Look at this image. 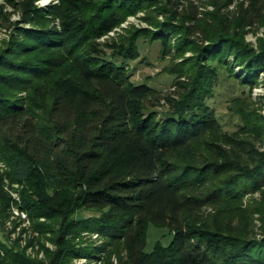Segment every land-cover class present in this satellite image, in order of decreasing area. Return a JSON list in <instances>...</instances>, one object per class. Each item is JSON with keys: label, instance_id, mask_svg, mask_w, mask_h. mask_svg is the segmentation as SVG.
Masks as SVG:
<instances>
[{"label": "trees", "instance_id": "obj_1", "mask_svg": "<svg viewBox=\"0 0 264 264\" xmlns=\"http://www.w3.org/2000/svg\"><path fill=\"white\" fill-rule=\"evenodd\" d=\"M36 1L0 3V28L10 29L0 50V159L57 250L47 263L18 255L0 264L101 251V264H264V116L234 98L240 123L227 131L208 102L221 71L248 88L264 71V38L246 41L264 28V0ZM12 13L20 19L9 22ZM138 13L148 27L100 40ZM142 38L183 58L168 70L169 90L131 80ZM256 191L262 200L243 207ZM0 203L3 218L2 192ZM151 226L171 237L147 251ZM81 231L103 243L78 248Z\"/></svg>", "mask_w": 264, "mask_h": 264}, {"label": "rangeland", "instance_id": "obj_2", "mask_svg": "<svg viewBox=\"0 0 264 264\" xmlns=\"http://www.w3.org/2000/svg\"><path fill=\"white\" fill-rule=\"evenodd\" d=\"M58 0H37L35 2L39 7H46ZM3 0H0V3ZM232 7V6H231ZM211 9V7H210ZM7 10L11 7L7 5ZM143 13H138L134 16H128L126 20L109 35L100 39L104 41L112 36L117 37L118 34H125L126 30L132 25L135 27H148V25L140 19ZM161 18V17H160ZM20 19L18 13L11 14L9 22ZM9 24L5 23V28H0V50L5 47L8 41L10 29ZM264 38V28L259 27L256 33L250 32L246 35V41L257 47L258 39ZM174 43V41H172ZM174 54V50L171 52ZM140 58L137 61L128 62L129 74L131 80L138 84H147L154 88L161 90H169L173 80V76L169 74V69L175 62H180L183 58L173 61L172 55H164L161 50L159 41L150 43L147 39L140 40ZM191 51L185 53V57L191 56ZM236 73L241 72V68L235 66ZM237 73V74H238ZM25 95L24 92L19 95ZM234 98L243 99L250 107L255 108L259 114L264 116V71L258 74L256 83L250 88L245 85H240L232 78L226 77V73L221 71L220 79L214 87V95L208 100L212 106L216 118L222 124L224 130L233 131L237 129L240 123V118L229 108ZM167 109L165 105L159 106L157 110L164 111ZM264 137V136H263ZM7 166L0 159V192L4 193L9 200V207L6 210V216L0 218V258L11 262L7 258H19L24 256L29 261L45 262L47 263L50 254L57 250V244L54 242L52 232H41L34 223L27 210L23 208L21 197V186L12 183L6 175ZM264 189V187H263ZM262 200L259 191L247 193L242 198V206L246 207L255 204ZM1 204V203H0ZM211 208L205 209L204 213L212 212ZM94 215V212L80 211L77 216L88 218ZM40 222H44L45 218L41 217ZM253 228L258 237H261V219L259 214H254ZM170 233L166 229L156 228L151 226L149 228L148 242L146 250H152L156 241H161L167 244L170 240ZM78 248L93 247L103 243L102 239L96 233L88 231H81L80 234L74 238ZM19 255V256H18ZM99 259H88L86 256H68L70 258L64 264H101L102 259L105 258L106 253L101 251L97 254ZM112 258H117L112 256ZM30 261V262H31Z\"/></svg>", "mask_w": 264, "mask_h": 264}]
</instances>
